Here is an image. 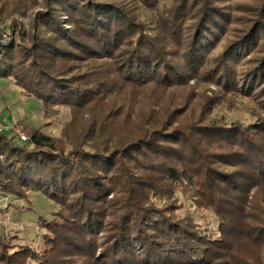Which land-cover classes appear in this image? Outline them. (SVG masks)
I'll use <instances>...</instances> for the list:
<instances>
[{
    "label": "trees",
    "instance_id": "trees-1",
    "mask_svg": "<svg viewBox=\"0 0 264 264\" xmlns=\"http://www.w3.org/2000/svg\"><path fill=\"white\" fill-rule=\"evenodd\" d=\"M29 1L35 0H0V23L13 16L19 4ZM177 1L174 8L141 21L133 19L118 0H45L44 9L34 14L31 36H24L18 43L8 32L7 41L0 40V78L11 80L42 109L61 103L80 110L93 101L94 94L106 93L114 82L123 89L140 84L165 91L180 83L177 78L180 72L184 74V66L194 71L208 62L209 48L213 49L220 28L219 0ZM259 10L263 23L264 4ZM172 13L184 19L181 31L176 30L178 23L172 20ZM259 21L260 15L251 18L249 24L232 34L230 43ZM261 23L258 31H264ZM147 29L153 34H147ZM2 31L0 25V36ZM258 31L253 29L254 37ZM235 48L218 58L219 63L224 61L227 67V59L232 61L238 51ZM259 52L263 56L256 83L264 69V49ZM112 59L113 64L106 66V61ZM252 59L244 61L251 65L255 63ZM69 63H82L85 72L98 66L106 71L88 79L82 77L84 72H65ZM211 71L221 80L225 75L229 82L238 75L235 67L225 73L219 65L218 70ZM242 76L246 79V74ZM165 104L158 103L162 111L158 110L153 120L131 123L138 135L129 138V129L127 145L135 151L146 147V152L170 160L164 168L167 180L187 181L196 203L220 216L216 234L180 225L182 221L172 220L165 206L158 210L150 196L130 187L112 200L111 210H106L105 200L113 192L108 175L122 164L120 151L119 162L115 163L104 157L110 151L105 146L65 147L66 151H61L52 136L36 129H31L26 140L7 131L0 132V194L28 201L29 195L36 192L53 201L58 209L50 218L39 217V225L45 230L40 250L29 245L7 252L0 235V261L98 264V256L104 264H231L228 252L240 242L233 243L235 238L264 242V226L258 218L264 214V199L259 198V188L264 184V142L254 135L264 126L254 123L253 132L252 126L242 132L236 130L240 126L235 123L228 125L231 130H225V125L209 122L206 130L184 131L178 126L184 112H167ZM223 139H234L232 148L215 144ZM208 144L215 149L202 148ZM216 163L231 166V170L219 168ZM227 224L230 231L225 228ZM74 256L78 260H70Z\"/></svg>",
    "mask_w": 264,
    "mask_h": 264
},
{
    "label": "rangeland",
    "instance_id": "rangeland-1",
    "mask_svg": "<svg viewBox=\"0 0 264 264\" xmlns=\"http://www.w3.org/2000/svg\"><path fill=\"white\" fill-rule=\"evenodd\" d=\"M44 3L45 0H35L19 4L18 9L12 12V18L4 19L3 17L4 20L0 23L2 30L9 32L13 41L22 42L34 32L32 27L34 14L44 9ZM118 3H121L123 8L126 7L133 19L141 21L154 19L156 14H163L178 5L177 0H118ZM263 4L264 0H219L218 5L221 12H218L217 18L220 21V28L216 33L215 41L212 42L213 49L209 48L208 51L207 56L210 59L194 71L190 66H184V74L180 72L177 78V82L180 83L165 91L160 88L154 91L151 87L140 84H130L128 89H123L124 87L121 86L122 90H120L114 82L110 83L106 93L94 94L91 97L94 98L93 101L85 108L84 105L80 110L73 104L61 103L48 105L42 109L41 105L34 103L35 100L28 98L11 80L0 78V132L9 131L10 133L11 131L16 137L23 134L27 138L33 128L52 136L61 151H66V148L88 149L94 146H105L110 151L104 154V157L115 163L119 162L118 152L120 151L122 164L108 175L113 192L105 200L108 204L106 210H111L112 200L113 202L117 200L116 196L124 194L123 192L130 187L138 194L150 196L148 198L154 202V207L158 210L159 206H165L164 210L168 212L172 220L182 221L180 225H189L194 231L198 229L201 232L216 234L220 216L211 208L196 203L194 193L187 181L170 182L167 180L164 168L170 160L160 157L164 155L157 156L146 152L149 150L146 147L137 151L133 150L127 145V135L130 129L128 137L137 136L138 134L132 130L134 128L131 127V123L137 119L140 122L153 120L155 113H158V110L162 111L158 103L163 102L166 103L165 105L168 104L167 112L173 109H177L176 113L184 112L180 119L181 123L178 125L184 131L197 133L199 128L206 130L209 122L225 125V130H231L228 125L235 123L240 126H236V130L242 132L248 131L254 123L264 126V69L256 83L259 76L256 72L259 68L258 63L263 56L259 51L264 49V31L257 29L259 22L261 23L259 8L263 7ZM179 12H182L181 15L185 14L183 11ZM259 15L260 21L254 23L246 34L241 35L240 39L231 44L232 34L238 28L249 24L248 21L251 18L254 19ZM172 16V20L178 23L175 26L176 30L181 31L184 19H177L174 13ZM261 24L264 28V22ZM65 26L70 27L68 24ZM253 29L258 31L256 37H254ZM146 32L149 35L153 34L151 29H147ZM243 40H245L244 43H242ZM234 48L238 51L232 61L227 59L229 65L224 66V61L220 64L218 58L224 57ZM212 53L213 56H211ZM251 57H254L252 61L254 60L255 63L248 65L244 60ZM113 61V59L106 61L108 63L105 65L113 64ZM81 64L69 63L68 66L66 65L65 72L69 70L75 73L79 71L80 74L84 72L82 77L91 79L102 76L106 71L103 66L92 70V67H95L92 66L88 67L92 70L91 72H85L86 69L82 68ZM88 64H94V62L89 61ZM219 65L226 70L225 73L228 70L232 71L234 67L237 68L238 75L232 76V82L225 80V75L222 80L219 79L216 72L213 74V70L211 71L212 68L218 70ZM243 74H246V79L242 76ZM247 78H249L248 84L246 83ZM112 88L119 90L113 93L116 91H109ZM255 127V125L251 127L252 132ZM254 135L264 142L263 129L256 131ZM118 140L121 143H118ZM233 141L234 139H223L222 142L215 141V144L222 148H232L233 145L230 144H233ZM112 148L113 151H111ZM202 148L208 151L215 149L212 144L203 145ZM215 165L231 170V166L222 163ZM136 167H141V169H135ZM147 187L151 189L147 190ZM259 190L261 192L259 198L263 200L264 184ZM261 207L264 211V204ZM57 209L58 206L53 201L36 192L29 195L28 201L0 194V235L3 236L1 240L4 242L6 251L29 245L39 249L42 246L40 241L45 233L39 225V217L50 218ZM254 214L257 212L254 211ZM258 218L264 226V214L259 215ZM225 228L230 231V224H227ZM236 241L240 242L228 252L231 264H264V242H253L248 237L235 238L233 243ZM140 248L139 246L137 250ZM97 258L98 256L96 263L104 264L103 260H97ZM73 259L78 260L75 256L70 260ZM79 262L68 261L66 264ZM4 263L5 259L3 262L0 261V264ZM133 264L143 263L135 261Z\"/></svg>",
    "mask_w": 264,
    "mask_h": 264
},
{
    "label": "built area",
    "instance_id": "built-area-1",
    "mask_svg": "<svg viewBox=\"0 0 264 264\" xmlns=\"http://www.w3.org/2000/svg\"><path fill=\"white\" fill-rule=\"evenodd\" d=\"M1 33L2 34L0 36V40L3 41V42L7 41V39H8V32L4 30ZM20 139L21 140H26V137L23 134H21L20 135Z\"/></svg>",
    "mask_w": 264,
    "mask_h": 264
}]
</instances>
